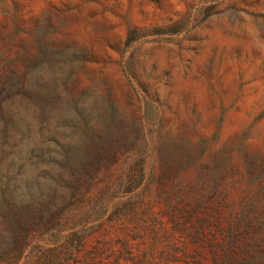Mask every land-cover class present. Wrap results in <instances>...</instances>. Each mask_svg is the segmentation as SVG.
Here are the masks:
<instances>
[{
  "label": "rangeland",
  "instance_id": "1",
  "mask_svg": "<svg viewBox=\"0 0 264 264\" xmlns=\"http://www.w3.org/2000/svg\"><path fill=\"white\" fill-rule=\"evenodd\" d=\"M0 250L264 264V0H0Z\"/></svg>",
  "mask_w": 264,
  "mask_h": 264
},
{
  "label": "trees",
  "instance_id": "2",
  "mask_svg": "<svg viewBox=\"0 0 264 264\" xmlns=\"http://www.w3.org/2000/svg\"><path fill=\"white\" fill-rule=\"evenodd\" d=\"M98 174V170L92 171L88 173L87 175H80L78 178L82 180H92L94 179ZM139 176H142V171L138 172ZM137 173L135 172H129L127 177L129 178V181L131 182L132 186L131 189L136 186V184L139 183V178L137 179ZM136 181V182H135ZM133 182L135 184L133 185ZM89 189L88 188H83L81 184H77L74 187H72V191L65 203H63L60 207H58L52 214V217L56 223L57 229L58 230H63L65 228L64 223L68 219L70 215V211L72 206L79 202L82 201L85 197H88L89 195ZM39 223H37L38 226ZM22 229H26L24 226ZM27 230V229H26ZM77 230L73 231L71 234H75L77 237V242L80 243L84 237V234L79 233ZM28 238V230L27 232L22 235L18 236V245L15 247L19 254L21 255L24 251L25 243ZM9 256L7 252H2L0 250V261L1 260H6V257Z\"/></svg>",
  "mask_w": 264,
  "mask_h": 264
}]
</instances>
